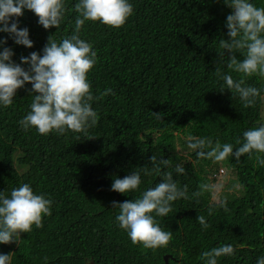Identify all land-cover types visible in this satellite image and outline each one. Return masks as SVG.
Instances as JSON below:
<instances>
[{
	"label": "trees",
	"instance_id": "trees-1",
	"mask_svg": "<svg viewBox=\"0 0 264 264\" xmlns=\"http://www.w3.org/2000/svg\"><path fill=\"white\" fill-rule=\"evenodd\" d=\"M75 2L66 0L59 31L44 29L26 10L20 26L30 30L34 47L16 45L9 38L6 47L14 50L13 60L20 63L21 56L42 54L51 36L57 42L69 37ZM131 2L134 13L123 27L86 22L80 33L98 56L88 76L98 97L93 101L98 122L87 133L44 136L35 129L23 130L19 121L30 110L31 84L18 90L11 107L0 110V191L10 195L28 183L36 194L53 201L43 228L22 233L20 244H0V253L13 254L12 264H165L166 254L173 256L169 264H201L204 251L232 244L238 246L235 256L221 258L220 264H256L264 255V167L256 165L255 156L229 158L244 185L243 194L219 206L221 201L212 203L203 192L193 195L201 192L207 178L194 154L186 158V149L175 150L177 134L235 146L245 130L264 123L263 103L244 108L229 90L220 92L216 49L221 38H229L224 22L231 10L223 0ZM254 3L264 7V0ZM6 36L0 33V39ZM220 68L237 76L224 65ZM241 78L245 86L264 85L262 78ZM153 155L171 159L173 165L183 163L186 174L174 173V179L179 187L188 186L190 197L174 202L173 211L158 218L172 239L155 251L133 245L115 220L119 210L113 201H133L139 193L111 191L114 177L151 167ZM142 179L141 190L160 181L156 175ZM198 215L210 224L206 231Z\"/></svg>",
	"mask_w": 264,
	"mask_h": 264
},
{
	"label": "clouds",
	"instance_id": "clouds-1",
	"mask_svg": "<svg viewBox=\"0 0 264 264\" xmlns=\"http://www.w3.org/2000/svg\"><path fill=\"white\" fill-rule=\"evenodd\" d=\"M223 4L231 11L224 22L229 38H221L216 49L219 62L215 74L220 92L229 90L244 108H255L258 102L264 103V85L245 86L241 77L264 79V7H258L254 0H223ZM74 8L76 17L69 37L57 42L51 36L42 54L31 52L16 63L14 50L6 47L9 38L16 45L34 47L30 30L20 26V17L26 10L31 11L44 29L55 27L59 31L65 18L66 0H0V33L7 34L0 39V110L11 107L18 90L31 84L28 90L33 97L30 110L19 121L25 131L35 129L44 136L87 133L98 122V113L93 108V101L98 97H94L88 79L98 56L80 33L86 22H99L115 29L123 27L133 15L134 5L131 0H76ZM220 65L237 76L222 72ZM177 136L175 150L186 149L185 157L194 154L196 162L206 160L222 166L229 158L240 161L241 157L251 159L255 156L256 165L264 167V123L245 130L242 138L236 139L235 146L192 134ZM151 165L139 167L123 178L114 177L111 191L126 195L139 193L133 201H113V208L119 210L115 220L133 245L155 251L166 248L172 239V232L164 231L158 218L167 217L173 211L174 202L190 197L188 186L179 187L174 179V173L176 176L186 174L183 163L173 165L171 159H158L153 155ZM153 175L160 181L141 190L142 177ZM243 188L242 183L236 182L228 191L239 195ZM222 190V185L209 180L202 185L201 192L193 195L203 192L209 194L211 201H217ZM5 192L0 191V244H20L22 233H31L34 227L43 228V218L51 215L53 201L44 194H36L28 183L13 188L10 195ZM226 203L223 200L219 206H226ZM197 222L204 231L210 227L202 215H198ZM236 247L223 244L206 250L201 254V264H220L221 258L235 256ZM12 256L0 253V264H12ZM256 264H264V255L257 257Z\"/></svg>",
	"mask_w": 264,
	"mask_h": 264
},
{
	"label": "rangeland",
	"instance_id": "rangeland-1",
	"mask_svg": "<svg viewBox=\"0 0 264 264\" xmlns=\"http://www.w3.org/2000/svg\"><path fill=\"white\" fill-rule=\"evenodd\" d=\"M262 107L263 108L261 111V119L264 122V103H263ZM202 163H205L204 167H202ZM196 166L205 175V177L207 178V182H209V180H210L213 183H217V184L223 186L222 192H220L218 194L217 201H211L209 194L205 193V195L207 196V199L210 202L213 203V202H220L222 200L234 199V198L239 197L243 194V190L241 191V193L239 195L230 193L228 191V188L232 184L239 182V180L237 178L236 169L229 165L228 160L226 162H224L222 166L221 165H213L210 161H208V162L207 161L197 162ZM221 167L224 169V173L221 174L216 179L212 178V174L214 172H216L218 169H220Z\"/></svg>",
	"mask_w": 264,
	"mask_h": 264
},
{
	"label": "built area",
	"instance_id": "built-area-1",
	"mask_svg": "<svg viewBox=\"0 0 264 264\" xmlns=\"http://www.w3.org/2000/svg\"><path fill=\"white\" fill-rule=\"evenodd\" d=\"M223 169V168H222ZM224 173V169H223V171H221V168L218 170V171H216V172H214L213 174H212V178H218L221 174H223Z\"/></svg>",
	"mask_w": 264,
	"mask_h": 264
},
{
	"label": "water",
	"instance_id": "water-1",
	"mask_svg": "<svg viewBox=\"0 0 264 264\" xmlns=\"http://www.w3.org/2000/svg\"><path fill=\"white\" fill-rule=\"evenodd\" d=\"M170 259H173V256L171 254L164 255L165 264H169Z\"/></svg>",
	"mask_w": 264,
	"mask_h": 264
}]
</instances>
